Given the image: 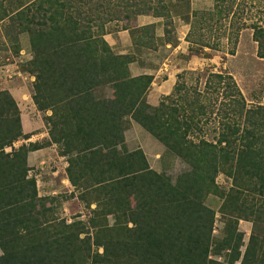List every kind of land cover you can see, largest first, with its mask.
I'll return each instance as SVG.
<instances>
[{
	"label": "trees",
	"instance_id": "16d2710c",
	"mask_svg": "<svg viewBox=\"0 0 264 264\" xmlns=\"http://www.w3.org/2000/svg\"><path fill=\"white\" fill-rule=\"evenodd\" d=\"M116 1L112 7L105 0H0L4 41L18 53V37L27 34L32 57L24 72L34 77L31 98L39 112H51L45 118L51 142L5 152L29 135L21 132L14 99L0 91V264H264V100L248 107L231 76L209 75L205 90L213 87L215 103L220 97L216 133L211 140L188 139L201 132L200 118L208 115L206 92H185L176 83L156 107L146 104L153 76H130L132 58L116 55L103 39L109 32L106 24L130 22L150 8L163 15L170 0L154 5ZM227 1L214 0L211 12H193L185 39L206 34L197 32L198 15L206 26L214 17L215 25L226 22L230 13L240 19L244 8L232 12L234 1ZM259 21L263 23L248 27L257 56L264 58L261 16ZM229 27L220 36L236 44L241 28ZM130 30L138 32L131 34L140 40L154 38L153 26ZM193 50L190 45L188 52ZM211 78L215 85L209 83ZM107 90L110 96L104 95ZM130 121L189 171L172 182L149 167L141 149L127 151L124 130ZM51 143L67 157L71 186L93 196L94 214L114 219L111 228H96L93 240L83 223L55 219L54 225L47 224L51 213L37 208L27 155ZM218 174L230 180L227 191L217 187ZM208 195L222 200L219 212L225 226L217 239L212 232L214 211L204 203ZM241 220L252 224L246 244L237 229Z\"/></svg>",
	"mask_w": 264,
	"mask_h": 264
},
{
	"label": "rangeland",
	"instance_id": "374dc122",
	"mask_svg": "<svg viewBox=\"0 0 264 264\" xmlns=\"http://www.w3.org/2000/svg\"><path fill=\"white\" fill-rule=\"evenodd\" d=\"M105 1H108V3L112 7H116V0ZM145 1L149 2L148 0ZM180 1L181 3L185 2L184 0ZM232 1H234L232 4V12L244 8L243 14L241 15L240 19L238 17V14L235 18L232 17V13H230L228 19H226V22H217V24L215 25L216 18L214 17L207 23L208 25L206 26V22L203 21L204 18L198 15L195 18V21L199 22V18H201V21L199 22L200 26H198L197 32H206V34H204L202 38H199L200 36H198L196 38H189L188 40L184 39L188 44L185 49L187 50V52H185V50L182 53L177 52L176 54L172 52L173 48L171 47H174L177 44L174 37L176 35V30L173 28L172 24L168 23V18H166L168 17V14H165V10L163 15L159 16L163 18L165 17L164 25H170L168 26L169 29L166 28L165 31L163 30V38H161L160 36H158L160 38L156 37L157 35L155 28L153 30L154 38H149L148 42H146V39L140 40L139 38H136V36L131 34L134 32L135 34L138 33L136 31L130 30L133 28L132 26H130V24H132V21L137 16L154 13L152 10L153 8H150L151 12L149 13L135 16L130 20V22L117 19L106 24L105 27V29H107L109 32L103 35V39L104 37L108 36L107 34H115L117 32L121 33L120 31L123 30L124 32L126 30L129 31L130 39L132 41L131 43L133 45L132 49L129 50L125 48V50H121L119 49V47H117L116 51H113L112 49L111 50L116 55L130 56L132 58L131 63H133L134 67L129 70L130 76L139 73L141 75L152 76L151 73L159 70L161 66L164 68L168 66V57H170V59L172 60L170 61V65L172 66L171 73H174L173 76L175 77V84L177 83L179 86H183L185 88V92L187 91L192 94L194 93V91L199 93L206 92V96L209 99L208 102L210 106L208 108L207 117L205 118L204 116L200 118L202 124V126H200L201 132L195 131L192 137H187L188 139L193 138L192 140H194L195 142L198 141L199 138L211 140V138L216 133L215 128L217 127V123L220 117L218 116L220 97L215 103L214 98L216 97V95L214 93L215 90L213 91V87L207 90H205L204 87L206 79L209 75L215 73H223L231 76L237 88L240 90L242 96L244 97L248 107L251 105L261 104L264 100V58H259L257 56V43L253 41L252 31L248 27V25L252 22L257 21V23L259 24L263 23V21H259V17L261 16L262 20H264V0ZM155 2L156 0L149 3L154 5ZM228 2L229 0L227 1V4ZM95 3L96 1H94L91 6ZM208 4L209 0H202L199 4V7H196V9L199 10H196L194 12H211L213 10V7H211L210 9L209 7L207 8ZM212 5H214V0H212ZM85 6L89 7L90 4L88 3V5ZM259 11L262 13L256 15V13ZM182 16L186 17L185 15ZM229 24L234 25L233 29L238 28L239 30V27L241 28L238 33L236 44L233 43L234 40H232V42H228V36H220L222 31L228 32L231 29L229 27ZM2 32V26L0 25V69L2 70L4 79L6 81H12L15 84L19 83V86H22L23 89L28 90L30 96V98L26 96L27 104L25 106L28 107H22V109H18L17 107L19 111V118L21 116L20 113L23 112L26 114V117L29 120V124L31 123L32 125H39L38 128L32 129L31 134H28V139L31 140L32 136L35 137L42 132L46 134V137H44V139H41L38 143H49L51 142L49 137L50 126L48 125V123H46L45 118L49 117L51 115V112H39L36 109L31 98L33 94L32 84L34 81V77L27 72H24L26 63L31 60L32 57L28 36L27 34L19 35V52L15 53L12 47H9L10 44L7 41H4L5 39L3 38ZM141 43H145L146 47H144ZM166 43H169V45ZM190 45L194 48L193 52L191 53L188 52V47H190ZM231 51H233V54H230ZM163 64H165V66H163ZM165 77L166 76H164L163 74L160 75V77H158L155 82L152 81L150 87L145 92L146 104L152 107H156L158 103L164 99V97L170 95V93L173 91L174 86L172 87L171 82L174 77L173 79L169 78L166 81L164 80ZM215 81V79L211 78V80H209V83H211V85H215ZM103 93L105 96H110V91L108 90L106 91V93ZM183 93L184 91L181 94ZM157 97L159 98V100L157 103H155V99ZM23 141L25 142L20 141L21 143L19 142V145L16 144L17 148L21 145L33 144L32 142H28V140ZM124 142L127 151L141 149L143 154L145 155L149 167L156 173L164 172V174L172 182L179 174L189 171V166L187 164H185L179 158H173L166 154L163 146L149 133L144 131L140 125L133 121H130L129 125L124 130ZM51 146L52 143L41 148L44 149L48 147V149L44 150V152H49V160L44 161L45 164H40L38 165V167H29L28 171V176L34 177L36 182L38 198L37 208L39 210L43 208L45 212L51 213L50 216H48V221L46 222L47 224L54 225L53 220L55 219L56 221H64L65 224H72L77 221L83 223L85 225L84 232H87L86 235L90 236L93 240L96 228L102 226L111 228L112 224L114 223V219L111 215H107L106 217H104V215L94 214L93 211L95 209V203H90L93 196L86 195L82 193L83 191L81 189H75L71 186L65 173V169L68 165L67 157L61 156L59 154L58 147L55 144L53 145V147ZM48 162L50 163L48 164ZM215 181L220 191H227L230 187V180L223 174H218ZM221 202V198L215 195H208L204 200L205 205L212 211H214L215 214L213 222V237L216 239L220 237L221 232L223 231L225 226V220L219 212ZM91 221L93 222V227L91 226ZM44 225H46L45 222ZM251 228V222L243 220L238 222L237 229L243 234L244 244H246L248 241L249 235L251 233ZM84 236V234L80 235L81 238ZM94 249L95 247L92 245L91 250L93 251ZM97 252L101 254L102 249L98 248ZM210 258L217 261H222L223 259L222 256L214 257L213 255H210Z\"/></svg>",
	"mask_w": 264,
	"mask_h": 264
},
{
	"label": "crops",
	"instance_id": "0c3cea01",
	"mask_svg": "<svg viewBox=\"0 0 264 264\" xmlns=\"http://www.w3.org/2000/svg\"><path fill=\"white\" fill-rule=\"evenodd\" d=\"M148 1L151 2L154 0H148ZM185 1L186 2L181 3L180 0H170L171 6L168 8L169 10L168 9L165 10V14H168V17H166V18H168L167 19V21H169L168 23L172 24L173 28L176 30V35L174 37H175L177 44L174 47L170 46L171 48H173L172 52L174 54H176L177 52L182 53L186 49V47L188 46L187 42L184 39L186 38L185 36H186V34H188L189 29H190V23L192 21L191 15L194 11L199 10V9H196V7H199V4L202 0H185ZM173 6H176V8L173 9ZM177 6H180V8ZM208 7H209V9L211 7H213L212 0H209V4H208L207 8ZM163 13H164V10H163ZM182 15H185L186 17H184ZM160 16L157 14L154 15V13H150L147 15H140V16H137L132 21V24H130V26L135 27V28H139V27H143V26H147V25H153L155 28V31H156V35H157L156 37L160 36L161 38H163L162 32H163V30L165 31L166 28H168V26L170 24L164 25V22H165L164 18L165 17L163 18ZM120 32L121 33L117 32L115 34H107L108 36L104 37V40L107 42V44L111 47V49L113 51H116L117 47H119V49H121V50H125V48L131 50L133 45L131 43L132 41L130 39L129 31L126 30L124 32V30H123ZM160 37H158V38H160ZM112 39H115V40H112ZM166 44L169 45V43H166ZM185 52H187V50H185ZM119 53H122V52H119ZM168 58H169V62L166 60L168 62V66H166V68H164V72H159L157 70V71L153 72L154 74L151 73L153 76V80H152L153 82H155V80L158 79V77H160V75H163V74H164V76H166L164 79L165 81L169 78L173 79L174 73H171L172 72V66L170 65V61H172V60L170 59V57H168ZM132 67H134L133 63H131L129 65V70H131ZM175 68H177V67H175ZM140 75H141L140 73L134 74V75H132V77H137ZM171 84L173 87L175 84V77L172 80ZM0 91H7L11 95V97L14 99V101L16 102L18 109H22V107H28V106H25L27 104L26 98L27 97L30 98L28 90L23 89L22 86H19V83L15 84L12 81H6L4 79V76L2 74L1 69H0ZM158 100H159V98L157 97L155 99V103H157ZM20 115H21L20 116L21 132L23 135L31 134L32 129L39 127L38 124H35V125H32L31 123L29 124V120L26 117L25 113L21 112ZM44 137H46V134L41 132L35 137L32 136L31 140L30 139H26V140H28V142L38 143L41 139H44ZM23 140L24 139H20V140L14 142L12 144V146H14V148H17L16 144L19 145L20 141L25 142ZM53 145L54 144H52L51 147H53ZM8 147H11V146H8ZM47 149H48V147L28 153V155H27L28 167H31V166L38 167V165H40V164L41 165L45 164L44 161H47L50 158L49 152H44V150H47ZM4 151H5V149H4ZM49 163L50 162H48V164Z\"/></svg>",
	"mask_w": 264,
	"mask_h": 264
},
{
	"label": "built area",
	"instance_id": "2783aa9c",
	"mask_svg": "<svg viewBox=\"0 0 264 264\" xmlns=\"http://www.w3.org/2000/svg\"><path fill=\"white\" fill-rule=\"evenodd\" d=\"M163 66H165V64H163ZM163 68H164V67L161 66V67L159 68L158 71H159V72H164ZM12 148H14V146H11V147H7V148H5V152H10V151L12 150ZM212 232H213V231H212Z\"/></svg>",
	"mask_w": 264,
	"mask_h": 264
}]
</instances>
